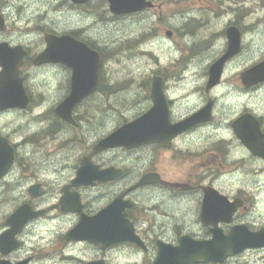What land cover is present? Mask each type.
<instances>
[{
  "label": "flooded vegetation",
  "instance_id": "obj_1",
  "mask_svg": "<svg viewBox=\"0 0 264 264\" xmlns=\"http://www.w3.org/2000/svg\"><path fill=\"white\" fill-rule=\"evenodd\" d=\"M22 1V5L25 6L26 2L20 0ZM96 2L100 0L85 4H74L67 0L68 7L72 11H85L86 7ZM30 3L29 5L37 10V0H34L32 5ZM224 10L225 8L222 11ZM226 10L235 11L232 6H228ZM242 12V18L246 17L247 10L244 9ZM10 17V0H0V51H5L7 58H10L12 53L23 54V62L19 68L21 77L24 70L37 71L46 67L65 69L67 94L71 87V70L62 65L35 67L33 61L45 47L43 37H40L37 45V40L30 41L32 39L30 33L11 32ZM187 22L189 21L184 23ZM225 25V28L220 31L221 36L225 37V45L211 63L225 52L227 27L238 29L241 50L237 58L242 53L244 29L247 26L245 24L241 26L237 19L227 21ZM51 33L70 34L101 56L99 86L100 83L102 85L105 61L102 48L74 31L64 33L52 31ZM0 54L5 57L3 52ZM233 59L228 64L232 63ZM207 72L208 67L205 74ZM239 85L238 88L245 95L264 89L261 87L264 84L251 88L243 87L241 83ZM23 86L27 87L25 81ZM102 88L97 87L96 92L74 108L72 113L76 122L74 126L55 116L52 107V121L49 127L43 130V134L51 137L63 131L64 127L79 129L84 122L82 107H88L91 98L100 94ZM161 88L170 124H176L199 111L210 98L214 99L212 119L209 122L199 123L164 142L149 144L134 150L118 148L91 155L90 162L86 164L88 168L99 170L115 168L123 171L120 176L107 182L94 181L92 184L77 186L73 184L81 159L91 154L93 144L97 140L86 146L76 164L62 167L61 170L70 171L69 173L66 175L60 173L53 176V179L43 181L37 179L36 171H30L26 169V165L18 163L19 150L23 148V143L15 138L11 139L9 133L0 131V137L7 140L13 155V163L0 178V188L5 186L6 191L14 193V197L9 195L6 199L12 200V209L9 210V202H5L6 210H0V264H154L162 247L175 248L180 245L181 240L192 244H208L214 238V233L224 236L232 233L233 242L241 245V249L219 261H205L199 258L195 264H264V105H244V108L234 113L229 120L230 148L232 150L235 148L243 154L238 161L243 159L247 163L226 164L223 168L216 162L217 131L214 129L206 132L216 122L214 119L216 99L212 97V92L217 87L211 90L198 87L196 91H189V95L184 99L180 97L185 90L181 89L183 87ZM152 89L153 87H144L147 103L145 109L142 111L139 109L140 111L124 116L123 120H134L152 107ZM29 99L31 103L30 95ZM191 104L193 107L187 108ZM260 107L261 109H258ZM9 111L11 110H0V115H6ZM246 115L251 122L245 123V126L241 128L249 129V126L256 128L258 134L255 135L261 136L260 142L256 140V143L260 145L258 154L252 153L235 133V128L243 125L239 126L236 122ZM200 138L204 139L197 144ZM140 150L151 151L155 155V161L144 171H137L133 176H130L129 171L121 166L106 164L100 160L112 152L137 154ZM159 159L183 166L181 176L175 179L166 178L157 167ZM16 171L22 173L17 176ZM26 171L30 172L29 175H25ZM145 174L151 175V182L138 186ZM156 178L159 180H153ZM35 193L36 196L31 195ZM143 193L147 199L141 201ZM205 198H207L206 201ZM22 205L29 206L32 213L42 211L43 214L24 223L21 219L25 218L23 215L25 212L21 214L22 216L18 215L16 219L10 220ZM75 208H79L80 212L72 210ZM108 209L112 211L111 215L105 213ZM100 213L98 223L93 222V218ZM157 216L159 218L155 220L153 217ZM80 221L86 224V228H83V238L70 239L69 232L79 225ZM46 223L48 227L60 223H67V226L62 229L45 228Z\"/></svg>",
  "mask_w": 264,
  "mask_h": 264
},
{
  "label": "rangeland",
  "instance_id": "obj_2",
  "mask_svg": "<svg viewBox=\"0 0 264 264\" xmlns=\"http://www.w3.org/2000/svg\"><path fill=\"white\" fill-rule=\"evenodd\" d=\"M24 1L25 6L23 1L10 0L11 32L30 33V41L37 40L38 45L43 32L74 31L99 45L105 54L103 88L100 94L91 98L88 107H82L84 122L81 127L77 130L64 127L51 137L45 136L43 130L51 124L53 105L65 94L66 71L59 67L24 70L22 77L32 97L30 107L0 115V131L23 143L18 163L36 171L37 179L48 181L60 173L66 175L70 171L61 170L62 167L76 164L86 146L122 122L129 121L123 120L124 116L144 110L147 106L144 87H150L154 75L164 77L166 87H183L182 99L189 91L204 87L207 65L225 45V37L220 31L227 21L235 19L241 26H247L242 53L225 67L220 85L212 92L216 99V122L206 132L217 131V164L224 168L226 164L247 163L243 159L238 161L243 154L230 148L228 122L244 105H264V89L245 95L238 88L239 73L264 58V0H152L154 9L122 17L112 16L103 1L86 7L85 11H72L67 0H37V10L29 5L34 0ZM228 6L235 11L228 12ZM244 9L247 16L242 18ZM186 21L189 22L184 23ZM168 32L170 37L166 35ZM107 86L112 90L107 91ZM192 107V104L187 106ZM203 139L200 138L197 144ZM100 160L121 166L133 176L152 164L155 155L149 150H140L137 154L112 152ZM157 167L169 179L178 178L183 172V166L160 159ZM21 173L15 172L17 176ZM29 173L26 171L25 175ZM9 195L14 197L5 186L0 188L1 211L6 210L5 202H9V210L12 209V200H6ZM146 199L143 193L141 201ZM153 218L157 220L159 216ZM47 223L45 228L67 226V223H60L48 227Z\"/></svg>",
  "mask_w": 264,
  "mask_h": 264
},
{
  "label": "water",
  "instance_id": "obj_3",
  "mask_svg": "<svg viewBox=\"0 0 264 264\" xmlns=\"http://www.w3.org/2000/svg\"><path fill=\"white\" fill-rule=\"evenodd\" d=\"M75 4H83L89 0H71ZM109 3V10L114 15H127L138 13L146 8H151V2L147 0H106ZM228 48L209 69L208 82L206 89L209 90L216 86L221 78L224 64L236 55L240 50L239 32L236 28L230 27L226 31ZM46 48L34 60L36 66L42 64H62L72 69L71 91L68 96L56 107L55 113L62 120L74 124L71 113L74 107L85 97L91 94L98 84V69L100 57L98 53L90 50L83 43L76 41L71 36L45 35ZM15 50H13L14 52ZM0 54V110L19 108L25 109L29 105V99L23 88V80L19 77V66L22 63V55H14L7 58ZM241 83L245 87H253L264 82V60L240 75ZM153 107L140 118L133 122L124 124L101 141L94 147L92 153H98L107 149L122 147L125 149L138 148L145 144L159 142L162 138H168L187 130V128L202 122L211 120V109L213 101L209 100L197 113L175 125H170L168 120L166 103L163 98V81L160 77H154L152 82ZM251 122L248 116L241 117L236 124L242 125L235 128L237 137L255 154L259 153L261 136L256 128L249 126V129H242L245 123ZM246 127H248L246 125ZM256 127V126H255ZM170 133V134H169ZM6 140L0 137V177L8 170L13 161V155ZM87 159L81 162V167L77 171V177L73 181L74 185H83L92 174L93 180H110L120 171L113 170L97 171L88 168ZM151 177L145 175L139 185L149 183ZM153 180H157L153 179ZM161 182V181H159ZM207 198H205V201ZM222 203L221 200L218 199ZM21 211V210H20ZM23 212V210H22ZM39 213H37L38 215ZM31 215L30 217H32ZM27 217L26 220H28ZM100 215L93 218V222L98 223ZM85 222H80L69 232L70 238H83ZM234 235L214 233V238L210 243H186L181 240L180 245L175 248L162 247L154 264H195L198 258L205 260L219 261L225 256L237 252L241 245L233 242ZM186 244V245H185Z\"/></svg>",
  "mask_w": 264,
  "mask_h": 264
}]
</instances>
